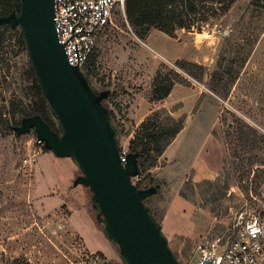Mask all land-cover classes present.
Listing matches in <instances>:
<instances>
[{"label": "rangeland", "instance_id": "rangeland-1", "mask_svg": "<svg viewBox=\"0 0 264 264\" xmlns=\"http://www.w3.org/2000/svg\"><path fill=\"white\" fill-rule=\"evenodd\" d=\"M250 3L238 0L201 33L179 30L180 41L155 32L146 42L172 61L199 59L207 67L204 78L189 84L201 95L199 103L192 105L189 90L178 88L175 97L185 103L188 114H183L181 104L169 110L176 118L185 117L187 128L176 146V157L186 165L202 145L205 172L188 164L182 182L175 177L169 183L155 180L160 191L146 201L155 210L173 252L185 260L201 237L223 233L242 209L253 211L251 192L264 189V166H260L264 160V12ZM21 33L20 28H0V76L7 77H0V264H122L118 247L94 221L93 195L81 185L73 187L82 175L80 169L70 158L45 152L34 130L18 136L6 128L7 122L20 126L19 113L29 111L34 103ZM255 39L257 44L248 58V45ZM144 46L133 39L118 14L91 55L95 57L92 83L101 91L107 87L112 91L106 106L120 130V146H129L131 130L125 108L133 94L126 89L134 93L147 89L156 72L157 62L144 54ZM221 54V83L213 93L217 81L212 82L210 76ZM158 63L164 73L175 64ZM241 122L261 136L259 148L247 153L240 148L234 135L243 127ZM194 176L201 182L194 183ZM143 179L148 185L149 178ZM179 199L187 204H174L176 217L170 225L178 233L175 236L161 219L165 204Z\"/></svg>", "mask_w": 264, "mask_h": 264}, {"label": "water", "instance_id": "water-1", "mask_svg": "<svg viewBox=\"0 0 264 264\" xmlns=\"http://www.w3.org/2000/svg\"><path fill=\"white\" fill-rule=\"evenodd\" d=\"M55 0H21L20 10L0 17V26L20 28L33 72L58 122V132L40 117L22 119L18 136L34 130L57 158H70L92 193L91 204L103 234L118 246L122 264H181L154 211L145 200L158 189H139L133 179L142 172L138 154L120 158L119 130L104 105L112 91H101L80 66L68 63L54 23Z\"/></svg>", "mask_w": 264, "mask_h": 264}, {"label": "trees", "instance_id": "trees-1", "mask_svg": "<svg viewBox=\"0 0 264 264\" xmlns=\"http://www.w3.org/2000/svg\"><path fill=\"white\" fill-rule=\"evenodd\" d=\"M20 1L21 0H0V17H6L15 12H19ZM237 1L238 0H127L126 16L129 26L142 40H146L152 29H156L171 38H176V32L178 30L201 33L205 25L225 16ZM250 5L255 10L264 12V0H251ZM2 26H0V28ZM256 44L257 40L255 39L248 45L249 50L246 57L249 58L251 56ZM20 45L22 49L26 51L22 33L20 34ZM223 58V54L219 55L216 69L210 76L212 82L217 81L215 85H212L211 91L213 93H216L218 89L217 84L221 83ZM94 64L95 57L90 56L86 65L82 68V71L90 79ZM180 71L185 74L188 73L186 75L198 81L196 78L205 77L207 67L185 59H180L175 62L173 67L167 69V73H164V67L158 68L151 82L149 99L152 103L160 102L168 98L174 87L178 84L187 87L190 86V83L192 84V82ZM192 71L194 72L192 73ZM27 75L28 81L31 84L30 94L32 95L34 103L29 111H22L19 113L20 121L27 117L40 116L52 130L58 132V122L54 119L50 111L49 103L39 87L30 60ZM182 75L185 78H182ZM0 77L7 78L5 74ZM232 80L234 81L235 77H232ZM107 88L111 91L109 89L110 87ZM106 103L107 100L104 101L105 106L107 105ZM110 113L113 119L114 116L112 111H110ZM241 124L243 127H240L234 135L240 143V148L244 149L246 153L249 152V150L259 148L258 141L261 136L253 127L243 122H241ZM6 128L13 130V126H10L9 122L6 123ZM184 128L185 117L176 118L172 111L166 109L153 111L138 126L133 138L129 142L128 150L129 153L138 154V165L142 172L141 176L138 177L139 183L136 184L139 189L156 187L159 193L160 189L149 172L151 169L159 166L161 157ZM41 147L45 152H50L43 143H41ZM256 162L258 164L260 160L257 159ZM260 166H264V160L260 162ZM257 170V172H259L260 169L258 168ZM143 177L149 178L148 185H144V180L146 179L142 180ZM257 192L258 191H255L254 193ZM146 201L147 200H145V204ZM94 221L100 231H103V225L97 221V217ZM174 254L181 264L189 260V258L185 260L180 255Z\"/></svg>", "mask_w": 264, "mask_h": 264}, {"label": "built area", "instance_id": "built-area-1", "mask_svg": "<svg viewBox=\"0 0 264 264\" xmlns=\"http://www.w3.org/2000/svg\"><path fill=\"white\" fill-rule=\"evenodd\" d=\"M126 1L55 0V30L71 66L82 69L86 65L101 35L114 25L118 14L124 18L133 39L145 45L129 26ZM128 154V147L120 146L123 164ZM138 183V177L133 179V184ZM250 200L255 205L253 211L242 209L223 233L201 237L184 264H264V189L251 192Z\"/></svg>", "mask_w": 264, "mask_h": 264}, {"label": "crops", "instance_id": "crops-1", "mask_svg": "<svg viewBox=\"0 0 264 264\" xmlns=\"http://www.w3.org/2000/svg\"><path fill=\"white\" fill-rule=\"evenodd\" d=\"M178 31L176 32V38H172L176 41H180V39L177 38ZM155 32H160V31H158L156 29H152L150 31L149 36L146 38V40H144V43H145L144 47L148 48V50H149L148 51L146 48H144V54L147 57L148 56L151 57L152 60L157 62V64H156V71H157L158 65H159L158 62H160L161 60L166 61V62H176L177 60H180V59L172 61V60L166 58L161 53L155 51L154 48L147 45L146 42L149 40V38H151V36ZM158 60H160V61H158ZM192 62L201 64V65L206 64L204 61L202 62V60H199V59H195ZM178 88H183V89L189 90V92H190L189 93L190 94L189 99H190V102L192 105L196 106L199 103L201 95L196 94L194 92V89L187 87V86H184V85H180V84H178L174 87V89L172 90V93L168 96V98L164 99L163 101L154 102V103H152L149 99L150 93H151V85L149 87H147V89H144V90H141V91L135 92V93L133 90H131L129 88L126 89L127 92L133 94L132 101L129 102V107L125 108L126 112L128 113L127 114V118L129 119L128 123L131 126V130L128 132V136H127V143L128 144H129L130 140L133 138V135H134L136 129L138 128V126L153 111L159 110V109L171 110L174 106L181 104L183 114H188L186 112V109H185V103L181 100V98L175 97L176 90ZM186 130H187V128L185 127L184 130L177 136L175 141L165 151V153L163 154V156L160 159V163H159L160 165L158 167L150 170L149 173L151 174L154 181L160 180V181H163L165 183H169L170 180H172L175 177V179H178L182 182V179L184 177L183 168L185 166H187L188 164L192 165L195 169H198L201 173L205 172L204 165H206V159H205V154H204L203 149H202L203 148L202 145L200 146L201 148L199 149V151L197 152L195 157L186 165H184V162L182 159L176 157L177 156V153H175L176 146H177L180 138L185 134ZM196 176H197V174H196ZM196 176H194V183H200L201 179H197ZM86 190H89V189L86 188L85 191ZM83 197H85V195H83ZM179 200L180 201L174 200V202L170 201L169 203L165 204L163 218L161 219L163 225L164 224L166 225V228L168 229L170 234L175 235V236L178 235V233L175 232L174 228H172V226L170 225V221L173 219V217H176V215H175L176 210L174 211V204L177 203V204H180V206H183V203L187 204V202H184V200H182V199H179ZM82 203H84V200L82 201ZM70 206H75V203L71 202ZM153 211H155V210L153 209Z\"/></svg>", "mask_w": 264, "mask_h": 264}]
</instances>
